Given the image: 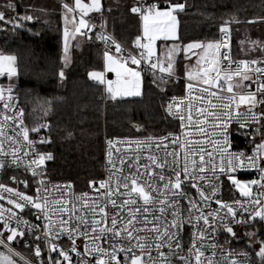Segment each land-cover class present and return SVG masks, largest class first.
Instances as JSON below:
<instances>
[{
  "label": "snow or ice",
  "instance_id": "6c2138e0",
  "mask_svg": "<svg viewBox=\"0 0 264 264\" xmlns=\"http://www.w3.org/2000/svg\"><path fill=\"white\" fill-rule=\"evenodd\" d=\"M186 7V0H134L127 5L126 11L140 24L130 50L110 35L96 34L107 49L103 53L104 70L87 75L104 86L113 101L143 95L142 66L151 71L152 84L166 94L170 83L181 79L177 57L183 53L185 60L193 56L196 60L191 67H184V94L172 95L161 104L165 119L178 121L180 131L119 141L134 144L136 150L116 159L112 150L117 141L106 140L107 179L88 182L98 193L95 198L88 193L68 198L70 183L53 185L63 193L53 197L43 178V166L54 159L53 154L36 153L26 163L20 157L21 144L36 152L37 142L29 138L30 131L39 132L47 125L25 126V112L18 107L16 85L11 83L18 75L17 57L0 52V77L9 80L6 87L0 85V170L23 165L36 185L34 194L29 195L0 182V201L8 205L0 203V246L8 248L9 253L10 245L27 234L32 240L25 247L32 250L37 264H73V254L79 258L76 264H257L248 251L236 253L217 244L216 237L221 233L225 234V243L237 240L235 229L240 227L248 247L256 245L258 264H264V59H232L229 25L241 23L235 16L220 26L219 39L183 43L179 15ZM60 9L63 67L58 77L63 81L64 69L71 63V42L96 28L90 14L101 15V29H106L107 21L103 19L102 0H61ZM32 11L30 4L4 0L0 4V31L14 32L38 19ZM245 22L264 23V17ZM250 43L253 49L259 47L264 52V43ZM106 73H114L115 79H108ZM133 127L141 131L140 125ZM235 137L252 145L251 154L233 150ZM39 143L50 140L41 138ZM153 145L163 148L164 155L152 153ZM28 155L25 151L24 157ZM240 169H255L259 178L242 182L234 175ZM221 177L244 199L226 202L221 195ZM9 179L14 185L29 187L27 179L15 175ZM253 186L260 189L255 195ZM26 210L34 214L36 223L24 218ZM65 236L70 242L67 248L61 243ZM218 250L222 259L216 258ZM0 264L16 261L0 253Z\"/></svg>",
  "mask_w": 264,
  "mask_h": 264
},
{
  "label": "trees",
  "instance_id": "16d2710c",
  "mask_svg": "<svg viewBox=\"0 0 264 264\" xmlns=\"http://www.w3.org/2000/svg\"><path fill=\"white\" fill-rule=\"evenodd\" d=\"M3 2L0 0V4ZM16 2L30 4L32 14L38 19L26 23L22 30L0 31V52L17 57L18 75L12 83L16 85L14 96L18 97V107L24 109L25 122L31 128L47 125L40 128L47 129L44 139L50 140V143L42 144V153L51 152L54 157L44 165L50 180L71 183L77 191H89V180L98 182L101 178L104 136H158L176 128L174 121L165 119L161 104L172 95L183 93L182 82L170 83L167 93H161L152 84V73L142 71L143 95L113 101L104 91V86L88 78L89 71H103V53L101 46L89 41L87 35L72 42L69 51L71 63L64 69L66 79L61 81L58 77L63 67L60 60L63 34L61 1ZM102 2L105 8L103 19L107 21L106 29L102 30L126 47H132L140 24L138 18L126 11V7L134 0ZM186 5V11L179 15V35L185 44L218 39L220 26L233 16L241 21L229 25L233 59L239 57V34L242 31L254 29L264 35V23L245 22L264 17V0H186ZM19 11L22 13L24 9ZM90 15L93 17L90 22L100 28L101 15ZM233 29L237 34L234 37ZM157 44L161 45V42ZM247 48L253 52V59H264V52L259 47L253 49L250 43ZM160 50L162 46L158 47ZM184 67L185 59L181 53L177 57L178 75L183 74ZM2 81L9 82L6 76ZM133 125H140L141 131H136ZM227 193L234 196L229 189ZM245 248L255 260L252 251Z\"/></svg>",
  "mask_w": 264,
  "mask_h": 264
},
{
  "label": "built area",
  "instance_id": "2783aa9c",
  "mask_svg": "<svg viewBox=\"0 0 264 264\" xmlns=\"http://www.w3.org/2000/svg\"><path fill=\"white\" fill-rule=\"evenodd\" d=\"M97 33H100V34H107V35H110L108 34L107 32H105L104 30L98 28L96 26V28L93 30V32L91 33H88L87 35V38L88 37H91V39H89V41H95L96 43H98L100 46H101V49H102V53H104L106 49V46L104 44V42L100 41V40H97L96 39V34ZM111 36V35H110ZM113 37V36H112ZM114 38V37H113ZM219 38H220V35H219ZM218 38V39H219ZM115 39V38H114ZM117 40V39H115ZM117 42H119L117 40ZM120 43V42H119ZM126 50H130L131 47H126L125 45H123L122 43H120ZM233 59V58H232ZM233 60H236L238 61L237 59H233ZM142 71L144 72H148V73H151V71H145L143 70V66H142ZM106 77L108 79H115V76L113 73H106L105 74ZM3 77H0V83H2ZM253 79H255V74H253ZM178 82H182L183 84H185V81L183 80V78L181 77V79H179ZM259 82V81H257ZM247 83V82H246ZM255 85H253L254 87ZM184 94V91L182 94L178 95V96H181ZM25 121V120H24ZM176 123V128L172 131H169V132H173V133H178L180 131L179 129V122L178 121H174ZM25 126H27L29 129H31V127L25 122ZM47 132V129L46 128H40V131L39 132H31L29 133V138L31 140H34L36 141L37 143L35 144V149H36V152L33 153L30 151V149L28 148L27 145H24V144H21V149L22 151L19 153L20 157L22 158V160L26 163L28 160H31L33 158L34 155H36V153H42V144L43 143H39L40 139L41 138H44V135L46 134ZM169 132L165 133V134H162V135H158V136H153V137H160V136H164V135H167ZM9 134H12L11 133V129H9ZM145 137H148V136H133V137H111V136H104L103 137V140H102V152H101V178L100 180H104V179H107V176H108V171L106 169V151H107V144H106V140H115L117 141L116 143V146L113 148V158L116 159L118 156H121V155H124L125 153H127L128 155H131L135 150H136V146L133 144V145H129L127 143H119V141H129V140H136V139H141L143 140ZM257 140H259V137H257ZM233 145H234V148L233 150H245L246 152H248L249 154H251V147L252 145H246L245 142H244V139L242 137H235L233 139ZM5 147L7 148V144L5 145ZM116 148H119L120 151L117 152L116 151ZM172 149V146L169 145V151ZM25 151H28L29 152V155L27 157H24V152ZM143 151L145 153H147L149 151V149H143ZM150 151L152 153H155L159 156H163L164 155V150L163 148L161 149H156V147L153 145V147L150 149ZM44 167V166H43ZM44 173H45V170H44ZM15 175L18 179H27L29 181V187L27 189H25L23 187V185H14L12 183V181L9 179L10 176H13ZM234 175H236V177L238 179H244V180H252V179H258L259 178V174L257 172V170L255 169H240L238 170L236 173H234ZM42 177H37L36 179L39 180L41 179ZM46 179L49 187H50V190L52 192V196L55 197V198H59L63 193H61L60 191H57L55 188H53L52 186L53 185H61V186H66L67 184H69L68 182H64V181H53V180H50L46 173H45V176L43 177ZM99 180V181H100ZM221 180L223 181V188H222V192H221V195H222V198L226 201V202H231L232 200H235V199H241L243 200L244 198L241 197L237 191L235 190V188L233 186L230 185V182L227 181L226 178L224 177H221ZM0 182L2 183H6L8 184L9 186H12V187H19L21 191H26L29 195H32L34 194V188H35V183L33 182V179L31 177V174L28 173L24 166L21 165L19 168H16L15 166L13 167H10V168H7L6 170H0ZM71 184V183H70ZM72 185V188L70 190H68L67 192V197L68 198H71V199H74L76 196H80L82 193H88L89 194V197L91 198H95L98 193L96 190H94L93 188H90L89 191H77L76 188ZM97 187H98V184H97ZM232 192L234 193V196H229L227 191ZM257 191H260V189H258L256 186H253V194L255 195V193ZM0 203L4 204L6 207L8 206L6 201H0ZM217 206L215 204L212 205V208L215 209ZM24 218L29 220L31 223H36L35 219H34V214H29L27 212V210L25 211V214H24ZM43 221H41L42 223ZM236 232L238 234V239L237 240H234L232 241L231 243H225V234L221 233V234H218L217 237H216V240H217V244L218 245H222L224 247V249H232L234 252L238 253V252H241V251H248L245 247H241V242H243L245 239L243 237V228H240V227H237L236 229ZM32 240V237L28 236L27 234L25 235V237L23 238V240H21L20 238H17L16 241H14L10 247L12 248V254L19 262L20 264H24V261L26 260H31L33 261V264H37V262L35 261V257L33 256V253H32V250L25 247V243L28 242V241H31ZM187 239L185 240V243L187 244ZM62 245L67 248L69 246V241L67 240V237L65 236L62 241H61ZM77 244L80 246V248L82 249V243L80 240H77ZM2 248L6 249V251H8V248H5L3 246H1ZM41 247L43 248L44 245L41 244ZM9 252V251H8ZM249 252V251H248ZM250 253V252H249ZM222 256L223 254L218 250L217 251V256L216 258L217 259H222ZM79 258L76 257L74 254H73V264H76V261L78 260ZM86 259V258H85ZM238 259H243L242 257H238Z\"/></svg>",
  "mask_w": 264,
  "mask_h": 264
},
{
  "label": "rangeland",
  "instance_id": "374dc122",
  "mask_svg": "<svg viewBox=\"0 0 264 264\" xmlns=\"http://www.w3.org/2000/svg\"><path fill=\"white\" fill-rule=\"evenodd\" d=\"M69 2H71V0H69ZM232 35H233V37H234V35H237L235 29H233ZM239 35H240V38H239V45H240V51L239 52L240 53H239V57L237 58V60H252L253 58L251 57V55H253V52L247 48V45L250 44V41H260L261 43H264V39H263L264 35L260 34V33H256V31L254 29H247L245 31H242V33H240ZM241 42H243V43H241ZM195 60H196V57L193 56L191 58V60H185V65H188L189 67H191L192 65L195 64ZM133 67H135V66H133ZM114 76H115V74H114ZM178 76L183 77V74L178 75ZM11 83H12V81H11ZM8 84H9V82L8 83L7 82L6 83H4V82L0 83V85H3L5 87ZM132 98H137V97H127V98H123V99H132ZM239 180H241L242 182L248 181V180H244V179H239ZM243 232H244V230H243ZM244 239L245 240L243 242H241V247H243V248L247 247L248 249H250L252 251V253L254 255V251L256 250V245L253 244L252 247L249 248L248 247L249 241L246 238H244ZM0 253H4L5 255H11L12 259L16 261V264H20L19 261L12 254H10L8 251H6V249L2 248L1 246H0ZM255 261L258 262V258L255 257Z\"/></svg>",
  "mask_w": 264,
  "mask_h": 264
},
{
  "label": "crops",
  "instance_id": "0c3cea01",
  "mask_svg": "<svg viewBox=\"0 0 264 264\" xmlns=\"http://www.w3.org/2000/svg\"><path fill=\"white\" fill-rule=\"evenodd\" d=\"M61 22H62V26L64 27L62 17H61ZM86 35H88V33H86ZM84 37H85V36H83V37L78 36V37H77L75 40H73L72 42L77 41V40H81V39H83ZM72 42H71V45H72ZM62 46H63V41H62ZM103 70H104V59H103ZM113 74H114V73H113Z\"/></svg>",
  "mask_w": 264,
  "mask_h": 264
},
{
  "label": "water",
  "instance_id": "95a60500",
  "mask_svg": "<svg viewBox=\"0 0 264 264\" xmlns=\"http://www.w3.org/2000/svg\"><path fill=\"white\" fill-rule=\"evenodd\" d=\"M20 30H22V29L20 28Z\"/></svg>",
  "mask_w": 264,
  "mask_h": 264
}]
</instances>
